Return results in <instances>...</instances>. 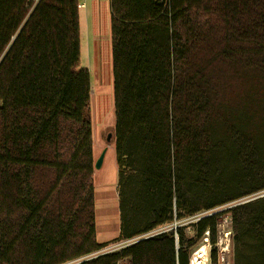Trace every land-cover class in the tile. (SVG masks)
Returning <instances> with one entry per match:
<instances>
[{
	"label": "trees",
	"instance_id": "trees-1",
	"mask_svg": "<svg viewBox=\"0 0 264 264\" xmlns=\"http://www.w3.org/2000/svg\"><path fill=\"white\" fill-rule=\"evenodd\" d=\"M81 4L0 0V264H190L207 231L219 264L227 212L234 264H264V195L218 210L264 190V0H111L119 239L178 225L105 252Z\"/></svg>",
	"mask_w": 264,
	"mask_h": 264
},
{
	"label": "rangeland",
	"instance_id": "rangeland-1",
	"mask_svg": "<svg viewBox=\"0 0 264 264\" xmlns=\"http://www.w3.org/2000/svg\"><path fill=\"white\" fill-rule=\"evenodd\" d=\"M110 5L111 0H82L81 4L82 56L79 66L88 68L91 73L92 98L90 113L93 120L95 161L104 148L108 147L102 167L100 169L95 168L94 174L96 227L97 230L99 227L101 232L105 230L108 236L103 234L102 240L108 241L102 242L106 246L99 252L116 249L126 242V240H120V236L111 238L112 235H120L121 216L120 203L117 196L119 174L115 145L116 116ZM245 92V100L250 113L260 110L263 105L261 99L264 98V84L252 72L248 73L246 78ZM109 133H112L110 141H108ZM262 195H264V190L227 203L218 208V210H226L236 204L244 203ZM213 212L210 211L207 214H212ZM203 213L205 214L206 212ZM197 215L201 216L202 213ZM199 216L189 218L188 222L196 220ZM175 223L171 225H175ZM171 225L160 227L167 229ZM218 225V241L216 246L219 250V264H227L226 255L228 252H230L231 264H234L235 230L231 214L229 212L225 213L220 218ZM187 234L190 237H196V232L192 227H188ZM208 236L209 234H205L191 248L190 259H192V262L195 256L196 260L199 261L201 259V255L197 256L196 254L201 248L206 247L211 263L212 244ZM98 237L100 241V235Z\"/></svg>",
	"mask_w": 264,
	"mask_h": 264
},
{
	"label": "bare ground",
	"instance_id": "bare-ground-1",
	"mask_svg": "<svg viewBox=\"0 0 264 264\" xmlns=\"http://www.w3.org/2000/svg\"><path fill=\"white\" fill-rule=\"evenodd\" d=\"M196 255L197 256L201 255V259L198 261V260H196V256H195L193 262L191 259V264H209V260H208L209 259V253H208L206 247L201 248L200 251H198ZM230 258H231L230 252H228V254L226 255L227 264H231Z\"/></svg>",
	"mask_w": 264,
	"mask_h": 264
},
{
	"label": "water",
	"instance_id": "water-1",
	"mask_svg": "<svg viewBox=\"0 0 264 264\" xmlns=\"http://www.w3.org/2000/svg\"><path fill=\"white\" fill-rule=\"evenodd\" d=\"M111 138H112V133H109L108 141H110ZM107 151H108V147H105L102 153L100 154V156L98 157V159L95 161L94 166L96 169H100L102 167Z\"/></svg>",
	"mask_w": 264,
	"mask_h": 264
},
{
	"label": "crops",
	"instance_id": "crops-1",
	"mask_svg": "<svg viewBox=\"0 0 264 264\" xmlns=\"http://www.w3.org/2000/svg\"><path fill=\"white\" fill-rule=\"evenodd\" d=\"M81 2H82V0H81ZM84 2V1H83ZM87 2V1H86ZM116 145V144H115ZM118 174H119V166H118ZM118 182H119V180H118ZM117 196H118V199H119V203H120V196H119V187H118V191H117ZM120 216H121V212H120ZM104 232V233H103ZM103 232H101L100 230H99V227H98V230H97V238L99 239V237H98V235H100V241L99 242H105V241H108V240H102V236H104V235H106L107 236V233L105 232V230L103 231ZM104 234V235H103ZM120 234H121V231H120ZM117 236H120L119 234H116V235H112L111 236V238H115V237H117ZM108 237V236H107ZM110 237V236H109ZM133 239H135V238H133ZM133 239H130V240H133ZM130 240H126V242H128V241H130ZM123 241H125V240H123Z\"/></svg>",
	"mask_w": 264,
	"mask_h": 264
},
{
	"label": "built area",
	"instance_id": "built-area-1",
	"mask_svg": "<svg viewBox=\"0 0 264 264\" xmlns=\"http://www.w3.org/2000/svg\"><path fill=\"white\" fill-rule=\"evenodd\" d=\"M83 5H85V4L83 3ZM207 213H210V211H206L205 214H207ZM202 215H204V213H202ZM195 216H199V215H195ZM195 216H194L193 218H195ZM177 225H178V223L176 222L175 225H174V227H177ZM159 230H160V229L154 230V231H152V232H150V233H148V234H145V235H142V236L136 237V238L133 239V240H136V239H138V238H140V237H144V236H148V235L155 234V233L159 232ZM207 234H208V231H207ZM133 240H130V241H133ZM208 260L210 261V259H208ZM77 261H78V260L70 261V262H67V263H64V264H75ZM121 264H129V263H128V262H123V263H121ZM190 264H191V259H190ZM210 264H211V263H210Z\"/></svg>",
	"mask_w": 264,
	"mask_h": 264
}]
</instances>
